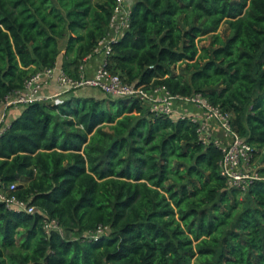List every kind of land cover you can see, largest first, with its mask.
<instances>
[{"label":"trees","instance_id":"16d2710c","mask_svg":"<svg viewBox=\"0 0 264 264\" xmlns=\"http://www.w3.org/2000/svg\"><path fill=\"white\" fill-rule=\"evenodd\" d=\"M114 5L0 0V103L63 47L61 67L76 78ZM105 60L149 92L200 94L253 157L264 152V0H134ZM143 103L33 102L6 126L0 179L34 210L0 202V264H264V180L229 185L223 153L202 141L198 123ZM44 217L62 233L46 232Z\"/></svg>","mask_w":264,"mask_h":264},{"label":"built area","instance_id":"2783aa9c","mask_svg":"<svg viewBox=\"0 0 264 264\" xmlns=\"http://www.w3.org/2000/svg\"><path fill=\"white\" fill-rule=\"evenodd\" d=\"M131 5V1L115 0L109 32L106 37L98 42L94 50L95 53L98 50L102 51L104 60L102 64L95 69L93 75H85L83 65H80L78 76L76 78L71 77L63 71L62 67L57 66L55 63L52 67L36 71L24 82L21 89L5 96L4 100L1 102L4 108L11 105L25 106L43 100L58 105L63 102L62 95L84 86L94 87L112 98H134L142 102H148L151 110L168 115L173 114V101L190 102L201 109V114L199 116H190V119L199 124L197 131L203 142L207 143L211 141L205 135V121L207 119L218 121L224 133L230 137V141L227 144L212 140L223 153V157L219 163V171L222 176L226 177L228 184L245 191L254 180H264V175L260 174L258 170H254L250 167L253 159V148L246 143L243 138L231 131L226 116L223 115L217 107L208 104L200 94L173 96L165 91L164 88H155L149 92L144 90L141 86L137 87L133 83L129 84L123 82L118 75L111 74L106 69L105 57L111 51V43L122 35L123 31L128 27ZM114 29L115 32H113ZM50 79L55 80L59 86L63 87V90L43 98L39 95V92L49 83ZM158 91L163 92L164 97L160 101H151L150 94ZM4 117L5 115L2 113L0 115V133L8 126V124H4ZM179 117L187 116L182 115ZM14 188V183L5 185L0 179V202L4 204L5 208L10 210L32 212L34 207L28 206L26 201L19 199L13 192ZM42 222L46 232L56 230L62 233L55 219L44 217ZM105 228L106 227L101 226L98 227L94 232L88 233V238H95L101 234Z\"/></svg>","mask_w":264,"mask_h":264},{"label":"crops","instance_id":"0c3cea01","mask_svg":"<svg viewBox=\"0 0 264 264\" xmlns=\"http://www.w3.org/2000/svg\"><path fill=\"white\" fill-rule=\"evenodd\" d=\"M131 1L133 3V0H127ZM112 31V30H111ZM115 32V29L114 31ZM64 47L61 50V54L57 57L56 64L57 66L61 67L63 64L62 60V53L64 52ZM104 60V54L102 51L98 50L96 53L91 55L90 57L86 58L85 62L83 63V71L85 75L91 76L94 74L95 69L102 64ZM95 89V90H93ZM63 87L59 86L55 80L50 79L49 83L45 85L39 92V95L43 98L51 96L53 93L62 91ZM105 96L104 93H102L100 90L91 87V86H84L81 88H78L76 90L70 91L62 95V99L64 100H74V99H80L83 97H94V98H101ZM151 101H160L164 94L161 91H158L156 93L150 94ZM42 103H49L53 104L52 102H47V100L40 101ZM57 105V104H54ZM150 104H148L149 107ZM25 106L23 105H11L6 108H4L3 104L0 103V115L4 113V124H9L13 119H15L23 110ZM173 107V114L171 116L173 118H176L181 115L185 116H194V115H200L201 109L197 108L196 106H193L192 104H188L182 101H173L172 103ZM205 135L210 140L219 141L223 144H227L230 141V137L224 133L223 130H220V125L218 124V121L216 120H206L205 121Z\"/></svg>","mask_w":264,"mask_h":264},{"label":"rangeland","instance_id":"374dc122","mask_svg":"<svg viewBox=\"0 0 264 264\" xmlns=\"http://www.w3.org/2000/svg\"><path fill=\"white\" fill-rule=\"evenodd\" d=\"M219 32L221 33V34H227L228 33V29H227V24L226 23H222L221 24V26H220V28H219ZM205 41L204 40H202V41H199L198 42V44L200 43V44H202V43H204ZM93 90H95V89H93ZM185 103H188V104H192V103H190V102H185ZM148 102H144L143 103V106L144 107H148ZM193 106H196V105H194V104H192ZM184 115V114H183ZM182 116V115H181ZM185 116V115H184ZM195 116V115H194ZM199 116V115H198ZM207 120H213V119H207ZM219 129L220 130H222V127H219ZM250 167L252 168V169H254V170H258L259 168H263L264 167V152H261L259 155H257L256 157H253V159H252V162H251V164H250ZM240 199H243L244 200V203H248V202H246V200L243 198V196L241 197V195H240V197H239Z\"/></svg>","mask_w":264,"mask_h":264}]
</instances>
